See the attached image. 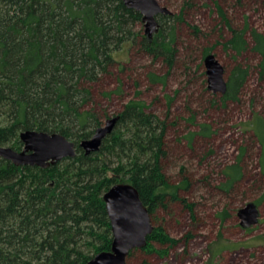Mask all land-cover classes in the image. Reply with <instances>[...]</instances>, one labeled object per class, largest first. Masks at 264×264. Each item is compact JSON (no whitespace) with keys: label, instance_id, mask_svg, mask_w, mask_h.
<instances>
[{"label":"trees","instance_id":"obj_1","mask_svg":"<svg viewBox=\"0 0 264 264\" xmlns=\"http://www.w3.org/2000/svg\"><path fill=\"white\" fill-rule=\"evenodd\" d=\"M217 9L232 33L225 47L241 52L245 30L232 28ZM180 19L158 15L159 29L148 39L141 34V13L123 0H0V145L20 150L24 130L57 132L76 144L74 157L47 168L0 157V264H87L109 251L112 232L102 196L116 182L131 183L150 215L168 197L191 209L177 195L180 185L170 184L162 171L167 121L148 110L140 90L116 114L114 130L97 152L86 155L78 147L101 125L89 107L92 85L118 63L115 53L138 46L172 67ZM252 36L264 57V36L255 30ZM209 53L206 48L202 55ZM245 75L235 68L224 99L237 93ZM150 78L164 83L156 74ZM240 173L238 164L230 166L226 186ZM156 242L177 243L154 226L141 250L163 252Z\"/></svg>","mask_w":264,"mask_h":264},{"label":"rangeland","instance_id":"obj_2","mask_svg":"<svg viewBox=\"0 0 264 264\" xmlns=\"http://www.w3.org/2000/svg\"><path fill=\"white\" fill-rule=\"evenodd\" d=\"M157 1L181 16L174 25L173 66L127 45L92 85L89 107L103 125L140 90L148 110L167 121L162 171L192 207L168 197L151 221L177 243H153L160 253L135 249L127 264H264V57L252 36L254 30L264 36V0ZM217 6L232 28L245 30L241 52L225 47L232 33ZM206 48L227 82L236 67L246 71L236 94L224 99L207 88ZM151 73L164 83H154ZM235 164L241 173L226 186L225 172ZM248 202L256 204L259 219L243 228L238 210Z\"/></svg>","mask_w":264,"mask_h":264},{"label":"water","instance_id":"obj_3","mask_svg":"<svg viewBox=\"0 0 264 264\" xmlns=\"http://www.w3.org/2000/svg\"><path fill=\"white\" fill-rule=\"evenodd\" d=\"M128 8L139 11L142 15L144 34L152 39L159 29L157 16L171 14V11L157 0H123ZM207 88L223 95L227 90L224 78L225 70L214 54L204 57ZM119 116L108 118L103 125L95 128L93 134L78 143V147L88 155L97 152L102 141L112 133ZM22 143L20 150L0 145V157L11 161L16 166H38L47 168L66 157H74L75 142L60 133H48L37 130H24L19 133ZM112 176V173H109ZM107 216L110 221L112 242L109 251L94 255L87 264H127L129 253L144 248L147 237L154 229L147 206L142 202L138 190L126 182H116L102 196ZM240 225L251 227L259 219V212L254 202H248L238 210Z\"/></svg>","mask_w":264,"mask_h":264}]
</instances>
